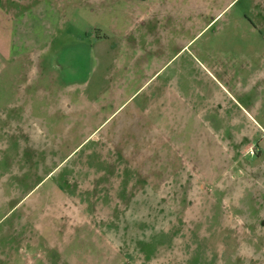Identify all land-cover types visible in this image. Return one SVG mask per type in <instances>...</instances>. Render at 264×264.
I'll list each match as a JSON object with an SVG mask.
<instances>
[{"label":"rangeland","instance_id":"obj_1","mask_svg":"<svg viewBox=\"0 0 264 264\" xmlns=\"http://www.w3.org/2000/svg\"><path fill=\"white\" fill-rule=\"evenodd\" d=\"M151 2L0 0V264H264V0Z\"/></svg>","mask_w":264,"mask_h":264},{"label":"crops","instance_id":"obj_2","mask_svg":"<svg viewBox=\"0 0 264 264\" xmlns=\"http://www.w3.org/2000/svg\"><path fill=\"white\" fill-rule=\"evenodd\" d=\"M8 1V0H6ZM152 1V0H150ZM161 1V0H159ZM206 0H172V3L170 2V6H169V12L170 14L166 15V28L170 29V30H174L177 29L178 31L180 30L181 33H183L184 31L187 32L189 31V29H191V27L194 26L193 21H192V14L194 13L195 7L199 6L202 8L201 11H199V13H202L203 16H205V18L201 19L199 22H197V24L199 26H203V30L207 29L210 24L215 21L216 19H224V11L226 9L229 8V6H231L236 0H212V1H216L214 6V9L209 12L208 10H206L205 8L202 7L203 4H208L209 2H205ZM259 1V0H256ZM176 5V6H175ZM159 9V2L158 0H153V4L151 2L150 5V11H151V15H155L157 13ZM262 10L259 11V13H254L253 18L249 19V26L247 25L246 29L242 32L244 34V36L246 37L248 34L252 35V36H256L258 35L259 40H262L264 42V7H261ZM168 12V13H169ZM157 15L159 16V14L157 13ZM168 16V18H167ZM237 18V17H235ZM234 18V20H235ZM140 20V17L135 19V20ZM255 20V21H254ZM228 28L224 29V32L226 31L227 34L231 35L233 30L232 28H235L236 26L231 27L230 22L228 23V25L226 26ZM221 29V28H220ZM239 35V34H238ZM237 36V35H235ZM188 43V42H187ZM248 44L251 45V43H245V44H236L234 42V39H230L229 42H227L226 45L223 46L224 49H234V50H239L242 47H244V45L246 46V48L248 47ZM188 44H186L182 49H184L185 47H187ZM156 74V73H155ZM246 93V92H245ZM228 97H230L234 102L233 105L237 108H242L245 109L244 107H242V105L237 101V99H235V97L232 94H228ZM187 102V101H186ZM168 108H172L174 110L173 107H167L166 109V114H170V116H174L175 110L173 111H168ZM189 111L188 109H181V111L179 112V114L184 115V114H188ZM156 120V124H158V121L160 120V118L155 119ZM173 119H171V124L173 123ZM158 129V127L156 128ZM165 130H169L166 127L164 128ZM238 128H236L234 125H231L230 130H236Z\"/></svg>","mask_w":264,"mask_h":264}]
</instances>
